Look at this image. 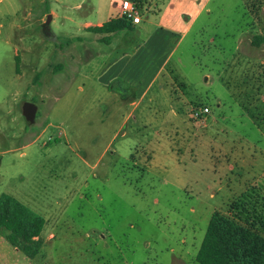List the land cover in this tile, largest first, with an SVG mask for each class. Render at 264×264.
<instances>
[{
	"label": "rangeland",
	"instance_id": "374dc122",
	"mask_svg": "<svg viewBox=\"0 0 264 264\" xmlns=\"http://www.w3.org/2000/svg\"><path fill=\"white\" fill-rule=\"evenodd\" d=\"M108 9L0 0V196L46 221L36 259L4 249L16 264H199L214 212L264 236V0H211L125 98L98 77L142 45L139 75L153 45L126 32L103 59L84 23Z\"/></svg>",
	"mask_w": 264,
	"mask_h": 264
},
{
	"label": "trees",
	"instance_id": "16d2710c",
	"mask_svg": "<svg viewBox=\"0 0 264 264\" xmlns=\"http://www.w3.org/2000/svg\"><path fill=\"white\" fill-rule=\"evenodd\" d=\"M137 7L143 2L138 0ZM132 28L124 17L111 19L100 27L87 31L100 36L101 42L110 45L113 36ZM254 47L264 45V34L255 36ZM45 219L10 195L0 196V236L14 249L34 260L44 247L42 232ZM199 264H264V236L233 218L214 212L205 237L196 256Z\"/></svg>",
	"mask_w": 264,
	"mask_h": 264
},
{
	"label": "crops",
	"instance_id": "0c3cea01",
	"mask_svg": "<svg viewBox=\"0 0 264 264\" xmlns=\"http://www.w3.org/2000/svg\"><path fill=\"white\" fill-rule=\"evenodd\" d=\"M138 0H109L108 15L105 21H100L94 24L92 21L84 23V31L87 35H94L87 31L91 27H100L111 19L121 18L122 5L125 2L133 3L137 6ZM143 5L138 7L141 21L138 24L132 23V28L122 31L113 36L110 45H105L107 49H102L99 53L103 59L111 57L113 54L112 45L115 40H123L126 32L136 34L137 37L143 36L146 32L149 43L153 45V51L150 53V66L145 68L139 75H134V63L141 53L143 47H137L134 52H125L118 58H114L112 63L106 70L98 77L99 84L115 95L125 98L128 94V88H136L140 86V82L144 81L147 72L152 69L151 65L153 60H164L162 68L167 64L172 52H169V47L172 46L173 40L176 45L184 40L187 34L192 29V26L199 18L204 8L210 3L211 0H141ZM97 42H101L100 36H97ZM125 40V38H124ZM123 40V41H124ZM127 41V40H125ZM145 48V44H144ZM141 51V52H140ZM169 52V53H168ZM136 65V63H135ZM137 69V67H136ZM133 70V72H132ZM160 71L158 72V74ZM145 75V76H144ZM152 84V83H150ZM149 86L140 92L139 101H142L149 90ZM135 102L132 103L134 105ZM5 240L0 236V264H16L14 259L4 249ZM15 251H17L15 249Z\"/></svg>",
	"mask_w": 264,
	"mask_h": 264
},
{
	"label": "built area",
	"instance_id": "2783aa9c",
	"mask_svg": "<svg viewBox=\"0 0 264 264\" xmlns=\"http://www.w3.org/2000/svg\"><path fill=\"white\" fill-rule=\"evenodd\" d=\"M122 14L124 18L129 19L133 24H138L141 21L139 9L133 3L125 2L122 5ZM204 113L208 114L209 109L205 108Z\"/></svg>",
	"mask_w": 264,
	"mask_h": 264
},
{
	"label": "water",
	"instance_id": "95a60500",
	"mask_svg": "<svg viewBox=\"0 0 264 264\" xmlns=\"http://www.w3.org/2000/svg\"><path fill=\"white\" fill-rule=\"evenodd\" d=\"M50 20L46 23L48 25ZM37 114V107L32 103H26L23 106V115L26 118L28 124L32 125L35 122Z\"/></svg>",
	"mask_w": 264,
	"mask_h": 264
},
{
	"label": "flooded vegetation",
	"instance_id": "af4514ba",
	"mask_svg": "<svg viewBox=\"0 0 264 264\" xmlns=\"http://www.w3.org/2000/svg\"><path fill=\"white\" fill-rule=\"evenodd\" d=\"M44 32H48L49 31V28H48V26H44Z\"/></svg>",
	"mask_w": 264,
	"mask_h": 264
}]
</instances>
